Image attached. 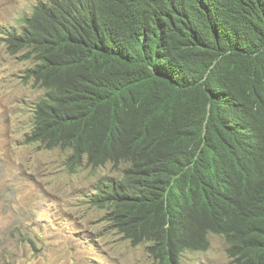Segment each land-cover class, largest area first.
<instances>
[{"label": "trees", "instance_id": "obj_1", "mask_svg": "<svg viewBox=\"0 0 264 264\" xmlns=\"http://www.w3.org/2000/svg\"><path fill=\"white\" fill-rule=\"evenodd\" d=\"M25 21L5 35L47 90L29 140L129 166L93 200L118 232L171 264L215 231L264 264V0H52Z\"/></svg>", "mask_w": 264, "mask_h": 264}, {"label": "rangeland", "instance_id": "obj_2", "mask_svg": "<svg viewBox=\"0 0 264 264\" xmlns=\"http://www.w3.org/2000/svg\"><path fill=\"white\" fill-rule=\"evenodd\" d=\"M40 0H0V264H163L148 244L133 245L88 196L120 175L111 164L70 168V151L29 143L35 102L45 90L26 82L33 62L12 55L3 32L21 24ZM96 194V191L93 192ZM90 201V202H89ZM177 264H233L224 236Z\"/></svg>", "mask_w": 264, "mask_h": 264}, {"label": "clouds", "instance_id": "obj_3", "mask_svg": "<svg viewBox=\"0 0 264 264\" xmlns=\"http://www.w3.org/2000/svg\"><path fill=\"white\" fill-rule=\"evenodd\" d=\"M41 2H47V3H52V0H40L39 2H37V4L38 3H41ZM37 4L35 5V7H34V10H35V8H36V6H37ZM33 13H34V11H33ZM32 13V14H33ZM32 14L31 15H29V16H27L28 18L29 17H31L32 16ZM26 25H27V21H25V19H24V22L23 23H21L20 25L19 24H11V25H6L5 26V28H4V32H3V38H4V40H5V43H6V46H7V49H8V51L12 54V55H16V54H20V57L22 58V59H24V60H30V61H32L33 62V64H32V66H30V67H28V69L26 70V74H25V79H26V82H31V83H33V84H35V85H37V86H40V87H42L40 84H37V83H35V81L34 80H32V79H29V78H27V75H28V70L29 69H31V68H33L34 67V65H35V63H36V61H34L33 59H26V58H24V53H26L27 51L26 50H21L20 52H18V53H12L11 51H10V49H9V47H10V44H9V42L6 40V35H5V33H6V31H7V29H16L18 32H20L19 34H21L23 31H24V29H25V27H26ZM44 90H45V92H44V95L40 98V99H42L43 97H45V95H46V92H47V90H46V88H44V87H42ZM40 99H38L36 102H35V105L33 106V111H34V118H33V126H32V130H31V132L29 133V135H28V139H27V141L29 142V143H39L43 148H46V149H55V148H60V149H62V150H65V151H70V154H69V156H68V159H67V162L69 163V166H70V168H76V169H78V168H80L82 165H84V164H86V165H88V166H90V167H93V168H99V167H101V166H105V165H107V164H111L115 169H117V170H119L120 171V175L119 176H117V177H113V178H110L109 179V181L108 182H104V183H99L96 187L94 186L92 189H91V193L88 195V196H92V195H96V197H97V194L99 193V191H100V193L101 194H103V192L101 191V187L102 188H104V189H108V187H109V185L111 184V182H113V181H115V180H120V179H122V178H124V176H125V170L129 167L126 163H124V162H122V161H115V160H108V161H106V163H102V164H99V165H93L92 163H90L89 162V160H88V157H86V156H84V158L82 159V161H74V159H73V156H74V149L73 148H64V147H61V146H57V147H55V148H48V147H45L41 142H31L30 140H29V136L32 134V131L34 130V128H35V123H34V120H35V107H36V103L40 100ZM71 160H73V162H75V163H72V161ZM94 191H96V194H93V192ZM100 194V195H101ZM96 197H94V198H96ZM101 197V196H100ZM94 198L91 200V202L92 203H94L95 205H97L98 203H95V202H93V200H94ZM90 202V201H89ZM98 207H101V206H99V205H97ZM102 208H104V209H106V219H107V208H105V207H102ZM107 221H108V219H107ZM109 223H111L110 221H108ZM112 224V223H111ZM112 226H114L113 224H112ZM115 227V226H114ZM116 228V227H115ZM116 230H117V228H116ZM118 231V230H117ZM211 233H214V234H218V235H222V236H224L225 237V239H226V242H227V248H226V251H227V254H228V256H229V258H231L230 257V254L228 253L229 251H228V248H229V246H230V242L228 241V239H227V236L225 235V234H223V233H219V232H215V231H210L209 232V234H208V239H209V246H208V248H206V249H188V250H186V251H183L182 253H181V255L176 259V260H173L172 258H171V264H177L180 260H181V258L187 253V252H189V251H205V250H208L209 248H210V244H211V240H210V234ZM121 234V233H120ZM123 235V234H122ZM124 236V235H123ZM125 238V237H124ZM126 239H128V238H126ZM130 240V239H129ZM131 241V240H130ZM131 243L133 244V245H140V244H145V243H147L148 244V252L153 256L154 254L153 253H151L150 252V247L153 245V243H151V242H149V241H145V242H142V243H139V244H135V243H133L132 241H131ZM155 256V255H154ZM155 258H157L156 256H155ZM159 261H161L163 264H166V263H164L161 259H159V258H157ZM231 260H232V263L233 264H235L234 262H233V258H231Z\"/></svg>", "mask_w": 264, "mask_h": 264}, {"label": "bare ground", "instance_id": "obj_4", "mask_svg": "<svg viewBox=\"0 0 264 264\" xmlns=\"http://www.w3.org/2000/svg\"><path fill=\"white\" fill-rule=\"evenodd\" d=\"M109 133V132H108Z\"/></svg>", "mask_w": 264, "mask_h": 264}]
</instances>
